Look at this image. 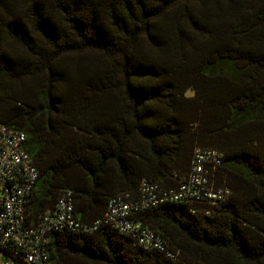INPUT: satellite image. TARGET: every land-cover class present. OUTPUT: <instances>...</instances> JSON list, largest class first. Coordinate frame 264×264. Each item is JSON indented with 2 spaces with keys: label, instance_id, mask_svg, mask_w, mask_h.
I'll return each instance as SVG.
<instances>
[{
  "label": "trees",
  "instance_id": "obj_1",
  "mask_svg": "<svg viewBox=\"0 0 264 264\" xmlns=\"http://www.w3.org/2000/svg\"><path fill=\"white\" fill-rule=\"evenodd\" d=\"M0 123L37 171L33 222L70 191L91 227L142 180L176 189L196 148L223 153L224 200L133 216L176 259L99 222L50 232L54 264H264V0H0Z\"/></svg>",
  "mask_w": 264,
  "mask_h": 264
},
{
  "label": "built area",
  "instance_id": "obj_2",
  "mask_svg": "<svg viewBox=\"0 0 264 264\" xmlns=\"http://www.w3.org/2000/svg\"><path fill=\"white\" fill-rule=\"evenodd\" d=\"M24 134L0 123V264H54L46 245L52 231L88 232L99 222L133 238L144 250H156L171 260L170 250L160 236L134 219V214L168 200L191 204L205 200L217 203L230 193L227 187L212 188L209 171L221 164L223 153L212 148H196L187 178L176 189H164L142 180L137 198L118 195L109 199L100 220L89 227L75 220L70 191L60 194L54 208L36 221L28 220L27 202L37 171L23 148Z\"/></svg>",
  "mask_w": 264,
  "mask_h": 264
}]
</instances>
